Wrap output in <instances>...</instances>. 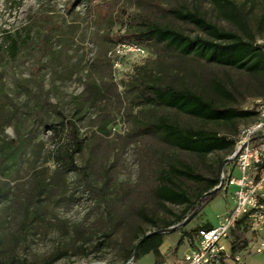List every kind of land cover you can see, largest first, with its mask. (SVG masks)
I'll use <instances>...</instances> for the list:
<instances>
[{"label":"rangeland","instance_id":"1","mask_svg":"<svg viewBox=\"0 0 264 264\" xmlns=\"http://www.w3.org/2000/svg\"><path fill=\"white\" fill-rule=\"evenodd\" d=\"M176 13L264 46V0H0V264H133L128 251L155 230L164 231L159 256L136 264H178L197 228L216 225L232 208L234 186L199 211L196 197L208 183L176 170L216 179L233 166L234 146L181 151L152 124L236 142L254 118L209 121L153 106L141 99L138 79L247 110L264 98V72L184 57L162 42L139 41L144 54L129 47L148 23L206 37ZM63 117L84 139L74 167L60 159L66 135L51 131ZM166 190L188 202L166 199ZM188 204L197 206L190 217ZM187 222L180 242L171 229ZM257 242L249 233L243 264H264Z\"/></svg>","mask_w":264,"mask_h":264},{"label":"trees","instance_id":"2","mask_svg":"<svg viewBox=\"0 0 264 264\" xmlns=\"http://www.w3.org/2000/svg\"><path fill=\"white\" fill-rule=\"evenodd\" d=\"M176 17L194 23L205 33L206 37H189L173 28L148 23L143 30L135 31L128 43L132 42L139 45V41L162 42L184 57H191L206 63H215L239 70H246L251 73L264 72V46L256 45L251 40H243L235 33L220 30L216 26L207 23L197 14L176 13ZM11 48L15 50L13 45ZM217 86L222 90L219 85ZM138 90L141 99L148 104L174 109L199 119L219 121L245 117L254 118L255 116L253 110H243L238 107H221L213 100L205 99L193 91L176 88L171 85L148 84L138 79ZM152 127L157 132L162 133L164 138L173 147L185 152L208 154L214 150L235 145L234 141L224 137H218L211 131L190 127L182 128L165 120H159L157 123L152 124ZM51 131L53 137H57L62 133L66 135L67 141L64 150L60 154V159L63 165L74 167V156L81 151L84 141V139L79 137L77 127L72 121L63 117L61 127L52 128ZM176 172L187 179L199 182L206 181L208 183L207 189L196 197L197 204H199V211L221 191L219 188L215 192L209 193L218 186L219 175L216 179L210 180L195 174L188 168L176 170ZM163 194L166 199L172 202H178L180 204L188 202L187 197L183 193L166 190L163 191ZM196 208V205L190 206L188 204L186 206L188 217L194 213ZM181 220L182 217L178 218L173 224L179 223ZM187 224L188 222L172 229V232L181 233L180 242L188 235V233L181 231ZM169 226L167 225L165 227ZM208 228H211V225L198 227L197 229ZM245 233L246 229H240V226L232 231V253L241 252L247 247L248 239ZM145 235H142L128 251L127 259L131 258L133 264H136L141 257L150 253L155 256H159L160 254L159 248L163 242V233L153 234L139 243L140 239ZM98 247L99 245H96V249Z\"/></svg>","mask_w":264,"mask_h":264},{"label":"built area","instance_id":"3","mask_svg":"<svg viewBox=\"0 0 264 264\" xmlns=\"http://www.w3.org/2000/svg\"><path fill=\"white\" fill-rule=\"evenodd\" d=\"M127 44L138 54H144L140 45ZM247 109L255 112L254 120L240 129L227 159L233 166L221 170L217 186L223 191L236 187L233 206L216 225L195 231L178 264H243L239 255L243 250L231 251L232 231L238 226L246 229L247 239L249 233L258 237L254 252H264V98L254 100ZM234 171L239 178L233 176Z\"/></svg>","mask_w":264,"mask_h":264},{"label":"water","instance_id":"4","mask_svg":"<svg viewBox=\"0 0 264 264\" xmlns=\"http://www.w3.org/2000/svg\"><path fill=\"white\" fill-rule=\"evenodd\" d=\"M220 187H216L215 189H213L212 191H210L209 193H212V192H215L217 189H219ZM208 193V194H209ZM175 227H178V226H175ZM175 227H173L172 229H174ZM171 229V230H172ZM164 231L163 230H157V231H151V232H149V233H147L144 237H142L141 239H140V241H139V243L140 242H142L145 238H148L149 236H151V235H153V234H162ZM138 243V244H139ZM136 249H137V245H136Z\"/></svg>","mask_w":264,"mask_h":264},{"label":"crops","instance_id":"5","mask_svg":"<svg viewBox=\"0 0 264 264\" xmlns=\"http://www.w3.org/2000/svg\"><path fill=\"white\" fill-rule=\"evenodd\" d=\"M212 226V225H211Z\"/></svg>","mask_w":264,"mask_h":264}]
</instances>
